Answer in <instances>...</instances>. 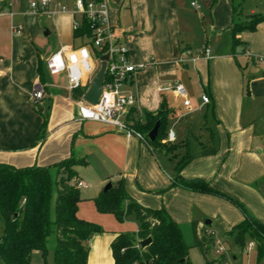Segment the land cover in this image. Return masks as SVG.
Segmentation results:
<instances>
[{"label": "crops", "instance_id": "0c3cea01", "mask_svg": "<svg viewBox=\"0 0 264 264\" xmlns=\"http://www.w3.org/2000/svg\"><path fill=\"white\" fill-rule=\"evenodd\" d=\"M7 1L0 0V4ZM61 1L70 10L73 8V0ZM193 1L201 4L200 10L191 6ZM104 2L110 28L127 46L130 61L141 65L123 85V90L136 97L129 111L138 112L143 119L145 112L155 113L165 100L171 111L169 122L172 121L167 128V135L173 133L169 141L181 144L180 155L195 156L181 169L180 176L205 180L239 200L250 215L264 224V22L254 31L237 34L246 49L241 55L243 64L239 61L244 67L241 70L231 54L232 45L229 51H211L206 44L203 48L208 47L212 53L208 59L200 54L203 48L194 57L187 45L181 44L179 38L186 25L181 0ZM189 6L194 11H202L205 6L211 8L208 0H190ZM75 19H80V15L70 11L53 18L36 13L31 10L29 0H16L13 6L0 11V163L46 167L70 156L86 161L74 167L81 198L77 216L101 228L86 242V264H114L112 242L120 233L135 235L139 230L135 219L118 220L96 208L94 198L102 187L121 178L130 197L150 208H159L164 202L165 210L177 224L184 221L191 226L196 221L198 228L210 224L207 232L211 235L215 229L226 232L242 221L244 214L225 198L171 186L174 174L168 156L160 152L168 162L164 165L157 150L135 134L104 122L79 119L75 103L78 95L67 90V73L50 74L45 64L46 58L61 46L77 48L83 43L73 36ZM50 44L54 50L47 52ZM191 64L198 87L188 76ZM91 65L100 66L95 56ZM37 82L44 85V92L41 103L35 106L31 93ZM174 82L185 87L190 110L172 90ZM203 93L209 97V103L202 102ZM172 97L178 98L180 110L189 114V125L173 119L177 114L169 107ZM193 111L202 113L204 120L193 123ZM44 113H47L46 130L44 137L36 141ZM189 134H193L198 144L193 153L189 151ZM202 145L215 147L216 152L202 156ZM206 220L210 223L206 224ZM237 246L246 255L253 250L256 254L249 237L243 248ZM203 259L204 264H216L205 254ZM260 264H264V257Z\"/></svg>", "mask_w": 264, "mask_h": 264}, {"label": "trees", "instance_id": "16d2710c", "mask_svg": "<svg viewBox=\"0 0 264 264\" xmlns=\"http://www.w3.org/2000/svg\"><path fill=\"white\" fill-rule=\"evenodd\" d=\"M216 0H208L212 7ZM237 8L232 7L231 54L237 66L243 70L237 56L245 52V46L237 37L244 30L254 31L264 21V15L251 13L235 20ZM95 25L85 16L79 19V27L73 31L74 38L83 43L91 36ZM241 47L240 50L236 48ZM93 49L95 56L101 52ZM41 62L38 65L40 74ZM79 93L75 91L74 96ZM171 111L162 100L155 113L145 112L143 119L138 112L130 110L125 117L126 127L138 133L155 150L168 156L171 171L174 174L171 186L178 185L185 189L216 195L234 204L244 214V219L224 232L233 238V242L244 247L249 237L256 249L258 261L264 257V224L250 215L244 205L223 192L213 188L200 178L186 179L180 176L181 169L195 156L189 153L180 155V143L165 142ZM47 113L38 129L36 141L44 137ZM159 122V129L154 140H149L148 133ZM215 147L202 145L200 155H211ZM83 158L70 156L51 166L15 167L0 163V260L4 264H31L32 254L39 251L45 264L47 239L55 233L56 244L53 249L54 264H86L88 246L86 242L92 234L101 228L88 220L77 216L78 202L81 200L77 165H84ZM106 192H100L95 198L98 211L111 213L118 220L133 214L139 224L137 233H120L111 244L114 264H192L188 255L189 247L185 243L180 226L164 208H150L138 203L128 195L123 179L111 183ZM52 214L54 217L52 218ZM194 246L202 252L213 241L207 227L198 228L196 221L191 222ZM150 237L151 243L145 248L134 246L137 240ZM220 264V260L212 261Z\"/></svg>", "mask_w": 264, "mask_h": 264}, {"label": "built area", "instance_id": "2783aa9c", "mask_svg": "<svg viewBox=\"0 0 264 264\" xmlns=\"http://www.w3.org/2000/svg\"><path fill=\"white\" fill-rule=\"evenodd\" d=\"M16 0H9L3 5L0 4V11L10 8ZM29 6L36 13L45 14L53 18L56 14L70 11L80 17L85 15L95 26L87 42L82 43L77 48L61 46L57 51L49 55L45 64L50 74L61 72L67 73L66 88L69 92L79 91L75 103L77 106L79 119L96 120L111 124L118 130L127 134L133 133L125 124V117L129 109L136 103V97L132 92L123 90L125 81L130 78L141 65L132 63L129 59L127 46L119 41V36L108 24V10L104 0H73V8L70 10L68 5L61 0H29ZM191 6L201 9V4L193 1ZM79 27V19L73 21V30ZM92 48L101 52V56L107 55L104 80L101 85V94L98 102L90 104L84 99L90 80L97 67L91 65ZM189 54V53H187ZM201 56L208 59L212 58V53L208 47L200 51ZM95 56V61L101 62L100 57ZM99 67V66H98ZM172 90L179 97L183 98V105L188 110L191 109L190 100L187 98L186 90L180 82H174ZM44 85L37 82L31 93V101L37 106L43 99ZM203 103H209V97L203 93ZM135 134L142 142L148 144L138 133ZM168 140L173 139V133L168 132ZM137 240L134 246L138 249L142 247ZM224 251V246L219 243L217 253ZM133 264H143L134 262Z\"/></svg>", "mask_w": 264, "mask_h": 264}, {"label": "rangeland", "instance_id": "374dc122", "mask_svg": "<svg viewBox=\"0 0 264 264\" xmlns=\"http://www.w3.org/2000/svg\"><path fill=\"white\" fill-rule=\"evenodd\" d=\"M190 0H181V14L184 17L186 22L185 29L182 32V36L179 38L181 44L187 45L190 49L189 53L194 57L199 56V51L206 44L211 48V51L218 50H230L232 45V36L230 32V12L229 8L235 6L237 8V15H235V20L243 15H249L251 10H254L256 13L264 15V0H216L215 4L211 8L205 6L202 11H194L189 6ZM204 2L205 0H198ZM197 2V1H195ZM200 4L199 2H197ZM203 11L205 13H203ZM232 11V8H231ZM201 13L204 14L202 17ZM264 22V21H262ZM262 30V29H261ZM264 30V25H263ZM251 32L249 30H244ZM242 32V31H241ZM53 40L55 34L53 33ZM239 38V37H238ZM54 50L52 44L49 45L47 52ZM238 51L239 48H236ZM242 55V54H241ZM240 54L237 56L238 61L243 64V58ZM190 56V55H189ZM247 73V72H246ZM190 75V81L192 84L198 87V80L196 71L194 70L192 64L188 68V76ZM169 107L175 110V121L183 123L184 126L189 125V114L185 115L183 111L180 110V100L178 98L172 97L169 101ZM191 121L193 123L198 121H203L204 116L199 111H193L191 113ZM177 116V117H176ZM172 125V121L169 122L168 128ZM197 125V124H196ZM189 140V151L194 152V149H197L198 144L193 138V134L188 135ZM163 141L168 142L167 138H164ZM171 142V141H169ZM158 156L163 162L164 165H167V159L159 151ZM138 179H136V182ZM138 185H140L138 183ZM105 186V185H104ZM102 187V189L104 188ZM162 195V194H161ZM159 208H164V202L160 205ZM54 214H52V218ZM127 217L134 218V215H128ZM132 220V221H133ZM178 225L181 228L182 236L185 243L189 247L188 255L192 264H204L203 254L206 255V258L209 260H220V264H260L255 251L249 252L248 255L242 253L241 249L233 242V238L230 235H226L222 230L215 229L214 234L210 236L213 238V241L206 247L205 251L202 252L198 247L194 246V238L192 228L187 222H180ZM210 227V224L207 226ZM1 232V227H0ZM133 232H130L132 234ZM222 243L224 246V251L221 253L216 252L218 243ZM56 244L55 233H51L47 239V254L45 256V264H54L53 259V249ZM233 256H236V259H233ZM0 264H4L0 260ZM31 264H43V257L39 251H34L32 254Z\"/></svg>", "mask_w": 264, "mask_h": 264}, {"label": "water", "instance_id": "95a60500", "mask_svg": "<svg viewBox=\"0 0 264 264\" xmlns=\"http://www.w3.org/2000/svg\"><path fill=\"white\" fill-rule=\"evenodd\" d=\"M48 33V32H47ZM108 56L103 55L100 57L101 62L98 70L94 74L93 78L91 79L88 89L86 93L84 94V99L89 102L90 104H95L98 102L99 96L101 94V85L104 80V74H105V69H106V60ZM159 129V122H156L154 127L149 131L148 133V138L149 140H154L157 136ZM111 182H107L102 189V192H106L110 187H111ZM206 224L210 223V220L205 221ZM151 243V238L147 237L142 240H140L139 244L142 248H145Z\"/></svg>", "mask_w": 264, "mask_h": 264}]
</instances>
